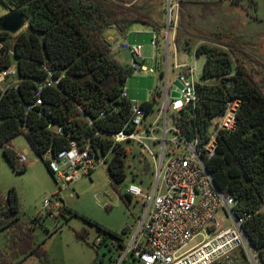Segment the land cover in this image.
<instances>
[{"label": "trees", "instance_id": "obj_1", "mask_svg": "<svg viewBox=\"0 0 264 264\" xmlns=\"http://www.w3.org/2000/svg\"><path fill=\"white\" fill-rule=\"evenodd\" d=\"M2 4L23 12L26 20V29L17 34L0 30V71L15 64L19 79L16 89L0 88V148L7 163L15 172L25 170L11 147L20 135L40 159L67 150L72 141L105 155L112 143L106 134L119 131L128 115L129 104L119 99V93L131 70L116 57L103 32L114 27L125 37L133 24L162 32L165 23L159 9L163 0H4ZM177 5L175 48L191 52V36L186 38V31L182 32L191 14L181 0ZM210 35L194 49L195 57L203 58L196 109L177 118L187 137L195 130L204 134L209 120L223 111L227 101H239L234 131L217 133L215 153L205 165L217 188L233 197V212L244 218L245 237L257 261L264 264V212L259 211L264 205V91L252 77L254 65L249 69L246 64V59L253 58L241 41L225 40L219 33ZM47 72L61 76L59 85L44 89L42 105L26 110ZM154 100L141 104L147 113L153 110ZM115 105L119 108L113 111ZM103 108L108 114L98 118ZM86 118L93 120L92 127ZM49 123L60 126L62 133L48 130ZM131 150L122 144L114 147L107 163L113 186L126 179L125 158ZM45 163L48 169V160ZM120 198L130 200L127 194ZM37 221L38 217L22 221L13 189L0 197V234L4 233L0 264H17L28 256L48 262L34 236Z\"/></svg>", "mask_w": 264, "mask_h": 264}, {"label": "built area", "instance_id": "obj_2", "mask_svg": "<svg viewBox=\"0 0 264 264\" xmlns=\"http://www.w3.org/2000/svg\"><path fill=\"white\" fill-rule=\"evenodd\" d=\"M168 2L166 29L160 33L152 31L153 54L149 59L150 67L143 64L145 58L141 45L122 42L110 44L113 52L121 49L130 54L131 73L154 74L160 70L163 102L156 115L147 120L154 108L147 113L136 100L128 99L127 90L123 86L119 99L128 102L129 111L121 129L106 134L112 142L108 152L100 156L92 152L87 144L72 141L67 150L49 158L48 170L58 191L62 192L107 164L116 145L130 146L131 149L135 146L142 156L149 157L154 166L155 181L150 192L143 191L136 184L127 187L126 194L130 198H140L144 213L136 234L115 264H125L128 258L131 264H261L242 230L244 218L236 217L233 212V197L217 188L205 165V161L215 153L217 133L234 131L240 103L237 99L227 101L223 111L209 120L204 134L196 130L192 136L184 134L177 117L183 112L195 111L199 100L196 87L203 82L195 61L190 65L187 60L179 61L176 58L174 38L178 5L177 1L174 5L170 0ZM159 37L164 50L161 67L156 56ZM170 47L173 50V70L177 71L174 81L179 83L180 88L174 86L173 82V88H169ZM189 53L184 52V57H188ZM60 79L61 76L56 77L52 72H47V76L36 85L34 101L26 110L41 106V92L58 86ZM18 83L15 64L0 71L2 90L7 87L16 89ZM173 91L178 92L179 97H171ZM118 108L115 105L112 110ZM49 114L50 111L45 113ZM107 114L108 111L103 108L97 117L104 118ZM86 120L92 127L93 120ZM46 128L56 134L62 133V128L57 124L49 123ZM97 134L99 132L94 135ZM16 160L21 166L28 163L23 151L16 152ZM42 209L55 220L62 209L59 195L44 199ZM259 211L264 212V205ZM196 239L199 241L196 242Z\"/></svg>", "mask_w": 264, "mask_h": 264}, {"label": "rangeland", "instance_id": "obj_3", "mask_svg": "<svg viewBox=\"0 0 264 264\" xmlns=\"http://www.w3.org/2000/svg\"><path fill=\"white\" fill-rule=\"evenodd\" d=\"M170 2L174 5L176 0H170ZM242 3L245 4L246 12L249 11L252 14L251 16H256L258 20L257 23L250 21V25H245L247 32L242 30L241 27L245 37L250 29L264 27V0H242ZM213 8V6L206 7L205 5L204 8L195 11L188 10L192 22L196 21L198 17L203 18L208 15V21L211 20L216 23L217 18H220L219 15L227 12V9H223L218 3ZM10 9L11 7L0 3V18L7 14ZM175 9H173V13ZM160 12L165 23V30L167 0H163V4L159 9ZM235 13L233 12L232 15H240V12ZM223 19L228 21L230 16L226 15ZM240 24L238 19L232 31L237 28L240 29ZM135 27L141 28L143 25L135 24ZM25 29L26 21L25 27L21 31ZM141 29L134 31L133 34L128 33L126 42L129 44L138 43L143 46L142 55L145 58L143 64L150 67L151 62L149 59L153 54L152 34ZM246 38L244 42L242 41V44L247 49ZM160 45L161 51L156 53V56L161 67L162 57L160 56L164 53V50L162 51V41H160ZM172 56L173 50L170 47L168 60L170 89L173 88L172 82L175 80L177 73L173 70ZM178 58L180 59L179 55ZM194 61L200 75L203 58H196L190 54L187 62L193 65ZM122 62L123 65H128L129 61L122 59ZM246 64L250 69L251 64L248 59H246ZM262 68L264 67L260 69ZM159 72L158 69L154 74L130 73L124 82L128 99L136 100L140 104L152 102L153 98L155 99L153 113L148 116L147 120H151L156 115L163 102V94L160 93L162 91V78H160ZM252 77L254 78L253 74ZM256 80L259 83L261 82V88L264 91V76L260 75ZM11 146L16 152L23 151L28 163L25 165L23 172H15L5 160L0 148V197L5 198L8 191L13 189L18 199L19 214L22 221L32 222L34 218L38 217V221L35 223L34 236L37 242L42 244L48 259V262L41 263L37 257L28 256L17 264H115L131 238L136 234L144 213L140 198L132 197L127 203L120 198V195H126L127 187L130 184H136L143 191L150 192L155 181V173L149 157L142 156L138 148L134 146L131 150L132 153L125 158L127 177L122 183L113 186L108 176L107 164H103L89 176L59 192L54 178L46 167L45 161L49 160V155H46L43 159L35 156L23 135L15 137L11 141ZM55 194L60 197L62 209L56 215V219L53 220L42 209V202L44 199H50ZM111 233L116 234L118 237L113 236ZM2 238H4V233L0 234V244ZM197 241L199 239H196ZM129 262L130 258L125 264H131Z\"/></svg>", "mask_w": 264, "mask_h": 264}, {"label": "crops", "instance_id": "obj_4", "mask_svg": "<svg viewBox=\"0 0 264 264\" xmlns=\"http://www.w3.org/2000/svg\"><path fill=\"white\" fill-rule=\"evenodd\" d=\"M177 1V0H176ZM250 1V0H249ZM221 6L223 9H227V12L225 14H221L219 15L220 18H217V22H212L211 20L208 21V18L206 16H204L203 18L198 17L196 19V21L191 20L190 24H188V26H186V24H184V28L182 27V32L186 31V38H191V42H192V50L189 53V55H193L192 52L194 51V49L199 46L201 43H203L202 39H205V37H212L210 34L212 33H219L221 35L222 38H224L225 40H234V39H238V41H242L244 42L245 37L246 38V42H247V52L248 54L253 58L249 59V63L254 65L253 67V71L252 74L256 80V78H259V76H264V68L260 69L261 67L256 66L257 64H264V27L260 28V29H250L249 33L246 34V36L244 37V34L242 33V30H246L245 25H250V21L257 23L258 20L256 18V16H251L252 14L249 13V11L246 12L245 9V4L242 3V0H181V4L184 5V7L186 9L189 10H197L200 8H204L205 5L207 6H213L214 8L216 7V5ZM252 3V2H251ZM213 8V9H214ZM233 12H240L239 16H233L232 13ZM235 13V14H236ZM243 14V15H242ZM226 15L230 16V19L227 21H224L223 17H225ZM189 19L191 17H188ZM241 18V20H240ZM199 19V20H198ZM240 21V29H236L235 31L233 30V26L236 25V21ZM230 21V23H228ZM241 27L243 28L241 30ZM139 27H135V24H133L129 30L128 33H135L134 31H137L139 29H141L142 31L146 32V33H150L152 34V30L143 25V27L139 28ZM128 35V34H127ZM126 35V36H127ZM103 36L105 38V40L111 44L113 42L116 43H127L126 42V36L122 37L119 35L118 31L114 28V27H109L107 28L104 32H103ZM160 41L161 38L159 37L158 40V47H157V53H160ZM129 44V43H127ZM136 43H131L129 45H133ZM138 44V43H137ZM140 45V44H139ZM142 46V45H141ZM143 49V46H142ZM163 51V48H162ZM184 52H177L176 51V58L180 61L183 60H188V57H184ZM115 55L116 57L122 62V59H124V61H129L128 65L131 63V56L127 51H123L121 49L115 51ZM178 55L180 57V59L178 58ZM160 57L163 58V55H161ZM122 58V59H121ZM258 76V77H257ZM12 147V146H11ZM12 149L14 150V148L12 147Z\"/></svg>", "mask_w": 264, "mask_h": 264}, {"label": "water", "instance_id": "obj_5", "mask_svg": "<svg viewBox=\"0 0 264 264\" xmlns=\"http://www.w3.org/2000/svg\"><path fill=\"white\" fill-rule=\"evenodd\" d=\"M169 0H167V6H169ZM25 17L23 12L10 9L7 14L0 18V30L7 32L9 34H17L25 27ZM173 85L180 88L177 81H173ZM171 97H179L178 92H171Z\"/></svg>", "mask_w": 264, "mask_h": 264}]
</instances>
